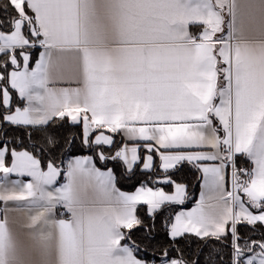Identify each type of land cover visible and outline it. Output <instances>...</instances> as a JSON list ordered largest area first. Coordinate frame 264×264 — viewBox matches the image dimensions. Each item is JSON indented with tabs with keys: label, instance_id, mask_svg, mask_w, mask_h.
I'll list each match as a JSON object with an SVG mask.
<instances>
[{
	"label": "snow or ice",
	"instance_id": "obj_1",
	"mask_svg": "<svg viewBox=\"0 0 264 264\" xmlns=\"http://www.w3.org/2000/svg\"><path fill=\"white\" fill-rule=\"evenodd\" d=\"M0 13V125L79 126L92 153L58 166L74 141L49 135L45 170L0 140V264H264V0H0ZM117 134L134 143L117 147ZM154 153L174 194L119 191L107 161L151 172ZM185 163L202 173L199 202L165 225L171 243L149 259L154 223L137 205L150 217L183 205L186 187L167 174ZM185 234L214 244L185 256Z\"/></svg>",
	"mask_w": 264,
	"mask_h": 264
},
{
	"label": "trees",
	"instance_id": "obj_2",
	"mask_svg": "<svg viewBox=\"0 0 264 264\" xmlns=\"http://www.w3.org/2000/svg\"><path fill=\"white\" fill-rule=\"evenodd\" d=\"M0 15H3L0 13ZM8 29H5L7 31ZM13 99L15 100V94H13ZM31 132V138L29 133ZM53 135L59 139L61 144H64L66 139H73L74 143L67 148L66 151L58 152L56 154L55 160L58 166L65 167L67 160L74 157L88 156L92 153L81 144L82 131L79 126H73L71 124H61L57 122L48 127L46 132H38L32 130L30 127H17L10 125H0V140H6V142L11 146L16 148L18 151L27 150L31 152L34 156L41 160L43 168H46L47 162L52 157L49 156L47 151H40L41 146L44 144L47 136ZM117 141V147L123 142L121 135L117 134L115 137ZM238 163L240 167H250L249 162L243 158L238 157ZM61 160L64 161L61 164ZM159 157L156 156V167L152 172H144L138 168L132 174L127 173L122 162L109 160L106 163V167L112 169L115 177L116 184L119 189L123 191H133L134 189L140 188L142 185L146 187H162L171 189L174 184L160 183L159 180L164 179L165 174L160 172L159 169ZM98 167L102 170L105 169V165L97 162ZM170 176L171 180L176 184H183L187 191L189 200L192 203L196 202L197 196L200 191L201 184V173L193 166L188 164H182L178 169L167 174ZM230 176V173L229 175ZM189 205H169L164 206L155 216H149L147 207L140 206L137 208V216L145 224L152 225L154 223V232L152 235L154 239L149 245V250L146 253V257L149 259L155 258L159 260L158 252H154L153 249H158L160 246H167L171 242L168 237V232L165 225H170L173 223L175 215H177L182 209L188 208ZM241 232L250 235L247 232V226H239ZM127 231V230H125ZM131 235L132 241H135L140 245V252L136 253L138 258H145L144 245L147 243L145 239V232L143 228H134L129 233ZM257 236L260 235L259 232L256 233ZM214 244L213 241L205 238L201 240L198 237L186 236L182 239L176 241V247L182 250L185 256L198 253L201 249L207 250L206 246ZM172 251V249H170ZM179 254V253H174ZM226 258V257H225Z\"/></svg>",
	"mask_w": 264,
	"mask_h": 264
},
{
	"label": "crops",
	"instance_id": "obj_3",
	"mask_svg": "<svg viewBox=\"0 0 264 264\" xmlns=\"http://www.w3.org/2000/svg\"><path fill=\"white\" fill-rule=\"evenodd\" d=\"M40 51H42V49H33V50H32V52H33V63H34L35 59H38V57H39V52H40ZM14 94H15V97H16L15 100L13 99V104H14V106H20V107H23V106H24V102L21 101V100H19L18 93H14ZM17 127H18V126H17ZM29 127H30V126H29ZM122 138H123V137H122ZM123 142H124V143H127L129 146H132V144L134 143V142H132V141H124V139H123ZM137 143H139V144L141 145V146L138 148V152H139V154H140L141 156H145V155L147 154V149H146L145 147H143V143H144V142H137ZM153 155H154V165H155V167H156V156L159 157V155H158V154H155V153H154ZM75 158H76V157L71 158V159H75ZM243 158H244V157H243ZM245 159H246V158H245ZM248 162H249V161H248ZM185 164H187V163H185ZM159 165H160V163H159ZM188 165H189V164H188ZM249 165H250V162H249ZM41 166H42V164H41ZM180 166H181V165H178L175 169L170 170L169 173L175 171V170L178 169ZM190 166H192V165H190ZM250 166H251V165H250ZM124 167H125V166H124ZM42 168H43V167H42ZM138 168H140L141 171H144V170H142V164H141V165H134L133 171H132L131 173L128 172L127 170H126V171H127V173L132 174V173L135 172ZM44 169L46 170V168H44ZM125 169H126V168H125ZM159 169H160V172H161V173L165 174V173L163 172V169H162L160 166H159ZM144 172H148V171H144ZM151 172H152V171H151ZM0 175H2V174H0ZM201 177H202V173H201ZM11 178H12V179H19V180H22V181L25 182V183L31 181V177H27V176H24V177H17V176H15V174H13V176H12ZM226 179L228 180L227 187L230 189V188H231L230 176L226 177ZM160 181H163V179H162V180H159V182H160ZM160 183H163V182H160ZM202 184H203V180H202V178H201L200 191H199V194H198V196H197L196 202H195V203H192L191 200H189V196H188V198L186 199V201H185V203H184L183 205H189V206H188V208H186V209H182L180 212H182V211H183V212L191 211V209L194 208V207L196 206V204L199 202L200 193H201V191H202V187H201ZM116 187L118 188L117 184H116ZM150 188H152V187H150ZM139 189H140V188L134 189L133 191H123V190H121V189L118 188L119 191H123V192H125L126 194H135ZM152 189H153V190H157V189H159V190H163V191H164L165 193H167V194H174L175 186H173V188H171V189H168V188H162V187H156V188H152ZM186 192H187V194H188L187 189H186ZM9 204H11V202H9ZM177 205H178V204H177ZM140 206L147 207V206L144 205V204H139V205H137V208L140 207ZM164 206H169V205H163L162 207H164ZM0 207H2V208L5 207L3 201H0ZM162 207H161V208H162ZM137 208H136V214H137ZM160 210H161V209L157 210L156 213H155L153 216H155ZM153 216H152V217H153ZM9 219H10V223H14V224H16V225L25 222V218L23 217V215H22V214H18V213H11L10 216H9ZM174 222H175V218H174V220H173V223H174ZM186 236H194V237H196V236L193 235V234H185V236H183V237H179L177 240L182 239V238H184V237H186Z\"/></svg>",
	"mask_w": 264,
	"mask_h": 264
},
{
	"label": "built area",
	"instance_id": "obj_4",
	"mask_svg": "<svg viewBox=\"0 0 264 264\" xmlns=\"http://www.w3.org/2000/svg\"><path fill=\"white\" fill-rule=\"evenodd\" d=\"M0 209H3L2 207H0Z\"/></svg>",
	"mask_w": 264,
	"mask_h": 264
}]
</instances>
